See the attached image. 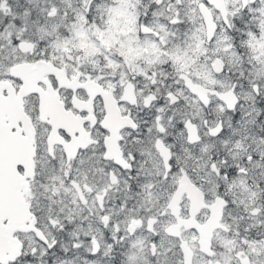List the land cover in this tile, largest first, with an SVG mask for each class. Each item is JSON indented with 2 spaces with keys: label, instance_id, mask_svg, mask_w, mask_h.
Returning a JSON list of instances; mask_svg holds the SVG:
<instances>
[{
  "label": "snow or ice",
  "instance_id": "6c2138e0",
  "mask_svg": "<svg viewBox=\"0 0 264 264\" xmlns=\"http://www.w3.org/2000/svg\"><path fill=\"white\" fill-rule=\"evenodd\" d=\"M0 264H264V0H0Z\"/></svg>",
  "mask_w": 264,
  "mask_h": 264
}]
</instances>
